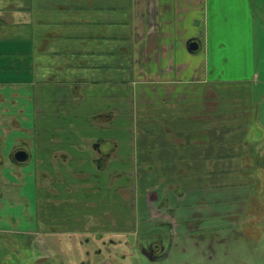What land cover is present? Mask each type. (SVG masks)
<instances>
[{"label":"crops","instance_id":"0c3cea01","mask_svg":"<svg viewBox=\"0 0 264 264\" xmlns=\"http://www.w3.org/2000/svg\"><path fill=\"white\" fill-rule=\"evenodd\" d=\"M230 62H258L259 77L264 0H0V95L18 92L20 104L29 87L37 117L63 121L61 112L73 110L64 112L66 126L83 119L109 132L97 136L111 146L101 152L127 163L144 158L150 173L156 164L162 174L212 173L216 125L249 119L229 100L254 93ZM45 77L50 83L42 84ZM44 91L50 99L41 100ZM98 202L93 216L102 220Z\"/></svg>","mask_w":264,"mask_h":264},{"label":"rangeland","instance_id":"374dc122","mask_svg":"<svg viewBox=\"0 0 264 264\" xmlns=\"http://www.w3.org/2000/svg\"><path fill=\"white\" fill-rule=\"evenodd\" d=\"M57 18L56 15L54 23L59 21ZM256 63H226L234 69L232 75L247 79L243 87L248 85L254 93L245 95L239 102L229 100L240 112L249 113V119H236L233 122L241 123L236 127L216 125L210 145L213 150L215 147L211 151L214 156L210 157L214 165L209 167L212 173L208 174H162L157 164L150 173L141 157L129 163L122 158H112L97 164L98 150L111 147L107 143L102 145L97 136L105 138L110 136L109 132H99L93 126L85 125L83 119L66 126L69 121L65 114L73 110L61 112L63 121L51 116L37 117L29 87L24 89L20 104H15L14 99L18 92L5 93V97L0 95V137L7 146L3 151L4 168L0 169V175L7 177L8 182L0 180V264H264V169L258 168L259 157H262L259 149L264 148V63H261L259 77L255 78ZM61 68L58 64L56 69ZM48 80L40 78L42 84L50 83ZM44 93L47 92H42L41 100L50 99V95ZM226 102L223 100L224 104ZM226 109L223 114L227 113ZM47 112L39 110L43 115ZM73 114L77 115V112ZM61 123L64 127L57 125ZM38 134L40 157L51 136L57 145L63 138L70 140L72 145L80 138L81 143L76 142V148L71 150L66 146L53 147L58 148L53 154H62L65 149L68 156L63 158L67 159V164L63 166L60 156H55L50 158L49 168L59 171L69 167V171L78 172L76 175L81 171V175L87 177L88 203L94 198L100 199L95 196L98 195L103 198L105 209L112 204L109 208L113 209L112 216L118 219L117 229L109 224V216L101 217L104 227L90 221L81 227L74 221L83 218L81 211L71 205L63 210V213H73L64 225L50 221L56 217L57 208L53 209L40 187L51 186V181L57 179L40 181V175L29 173L45 170L43 165L33 160L16 168L7 156L9 146L19 140L30 143L34 153ZM148 137L144 132V139ZM95 145L99 146L94 149ZM226 145L227 150H222L221 147ZM110 168L119 171L113 172L118 174H114L117 184H113L111 194L103 189ZM15 171L20 175H9ZM259 173L263 178L260 183L256 178ZM77 182L75 179L74 183ZM171 186L174 188L167 190ZM54 188L55 193H59L58 187ZM95 191V195H90ZM166 197L175 210L173 216L164 204L157 209L158 200L161 204V199ZM150 208L154 210L151 217ZM86 212L95 214L93 208H86ZM59 224L62 226L58 227ZM108 228L113 229L107 231ZM160 239L166 256L152 261L141 249Z\"/></svg>","mask_w":264,"mask_h":264},{"label":"flooded vegetation","instance_id":"af4514ba","mask_svg":"<svg viewBox=\"0 0 264 264\" xmlns=\"http://www.w3.org/2000/svg\"><path fill=\"white\" fill-rule=\"evenodd\" d=\"M37 136H38V138L36 139V145L34 148V151H35L34 153L32 152L33 149H32V146L30 143H28L25 140L24 141L19 140L16 143L9 146L7 156H8V159L10 160V163L14 164L16 166V168H21V167L29 164L33 160H35V162L37 161V164L43 165L45 167V170H42L41 172L40 171H38V172L33 171V172L29 173V174H32L33 176H35V174L40 175V177H41L40 181L41 180H48L52 177L57 179L56 182L54 180L51 181V183H50L51 186L48 185V182H47L48 186L46 188L42 187L40 184L41 192L44 193L46 200H48V202L51 203V206L53 207V209L57 208V212H55L56 217L54 219H50V221H52L53 223L55 221L62 222L63 223L62 225H64L67 222V218L73 213L71 211H70V213H66V212L63 213V210L66 208L67 205L68 206L71 205L72 208L76 209L78 212L81 211V215L83 218H75L74 219V221H76L78 225H80L82 227V225H86L90 221V222H93L95 224L99 223V225L104 227V222H102V220L97 219L96 216H93V215L88 214L86 212V208H90V209L93 208V210H95L96 207L98 208V210L101 208V207L95 206L93 204L94 202H98L99 199L94 198L95 200L93 199L92 203H88V194L86 192V189H87L86 184L87 183L85 182L87 180V177L85 175H81V173H80L81 171H79V174L76 175L75 173H78V172L69 171V170H71L69 167L67 170H65V168L63 169V167L61 166L62 169H60L59 171H56L53 166H52L53 168H49L48 163L50 161V158L51 157L53 158L55 156H56V158H57V156H60V158H61L60 160L62 161V165L66 166L67 163H65V162L67 159L63 158V157L68 156V155H66L67 153L64 151L62 152V154H58V152H57L55 155L52 153L54 151H57V150L53 149V147H55L57 145V142L53 141L52 139H54V138H52L53 136H51V138L48 139V144H47L49 147L47 146L46 149L43 148V150H42L43 154H42V157H40L39 152H40L41 148H40V145L38 143L39 134ZM79 140H80V138H79ZM100 140L101 139H99V141ZM101 141L103 143V140H101ZM58 142H59V144L57 146H63V147L66 146L68 148H70V146H71L73 148H76V146H75L76 144L72 145L71 141L66 140V138H63ZM4 143H5V141L2 140V138L0 137V169L4 168V153H3V151H4L5 146H6V143L5 144ZM80 143H81V141H80ZM78 145H79V143H78ZM98 146L95 145L94 149H96ZM49 153H51V154H49ZM110 155H111L110 152L102 153L101 149L98 150V156L99 157L96 159V163L98 164L99 162H104L105 160L108 161L111 157ZM51 161L53 163V160H51ZM108 168H109V165H107V170H108ZM39 172H40V174H39ZM114 174H118V173L107 172L106 182H105L106 186L103 188L107 192H109L110 194H111L110 191L113 188V184L116 183V181H117V179H115L116 175H114ZM9 175H14L16 177V176L20 175V172L15 171L13 174L10 173ZM0 176H1L0 180H4V182L7 184L8 183L6 181L7 177H4V175H0ZM75 179L78 181L77 183H74ZM35 182H36V179H35ZM100 183L101 182H99V184ZM79 184H83V186H81ZM54 187H58L59 193H55L56 188H54ZM100 188H99V191L101 192L102 187H100ZM44 190H46V191H44ZM99 191H98V194L100 195ZM96 193L97 192L95 191L94 194H90V195H95ZM95 196L100 198V196H98V195H95ZM161 200H162L161 204H160V201L158 200L159 205H158L157 209H159V210H160L159 207L162 204H164V207H167L166 206L167 197L164 199H161ZM114 205H115V209H116V204H114ZM170 210H171L170 216H173L175 210L172 207H170ZM102 216H104V217L109 216L110 219H107V220H109L108 221L109 224H111L113 227L114 226L116 227L117 224H119L118 219H115L116 217L114 215L112 216V212L109 209H105ZM41 221H42V219H41ZM62 225L59 224L58 227H61ZM95 226L97 227V225H95ZM112 229L109 230V228H108L107 231H112ZM115 229H117V227ZM74 231L76 232V230H74ZM90 234L94 235L95 233H90ZM104 234H106V233H104ZM141 250H143V253L152 261H156V260L166 256V251H165V248L163 247V241L161 239L150 242V244L148 246L144 245L143 249H141ZM99 253H100V251H99Z\"/></svg>","mask_w":264,"mask_h":264},{"label":"water","instance_id":"95a60500","mask_svg":"<svg viewBox=\"0 0 264 264\" xmlns=\"http://www.w3.org/2000/svg\"><path fill=\"white\" fill-rule=\"evenodd\" d=\"M198 43H196V42H192L191 44H190V49L191 50H197L198 49Z\"/></svg>","mask_w":264,"mask_h":264},{"label":"trees","instance_id":"16d2710c","mask_svg":"<svg viewBox=\"0 0 264 264\" xmlns=\"http://www.w3.org/2000/svg\"><path fill=\"white\" fill-rule=\"evenodd\" d=\"M93 118H95V117H93Z\"/></svg>","mask_w":264,"mask_h":264}]
</instances>
